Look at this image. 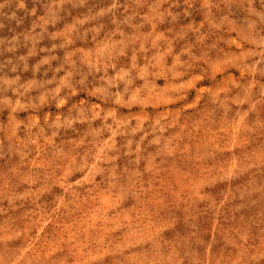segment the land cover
Here are the masks:
<instances>
[{"label": "rangeland", "instance_id": "374dc122", "mask_svg": "<svg viewBox=\"0 0 264 264\" xmlns=\"http://www.w3.org/2000/svg\"><path fill=\"white\" fill-rule=\"evenodd\" d=\"M0 264H264V0H0Z\"/></svg>", "mask_w": 264, "mask_h": 264}]
</instances>
